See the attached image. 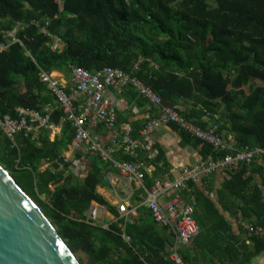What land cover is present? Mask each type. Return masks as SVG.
<instances>
[{"label": "trees", "instance_id": "16d2710c", "mask_svg": "<svg viewBox=\"0 0 264 264\" xmlns=\"http://www.w3.org/2000/svg\"><path fill=\"white\" fill-rule=\"evenodd\" d=\"M44 21L59 38V49H51V38L40 31ZM15 27L21 43L10 42L8 32ZM0 44L6 45L0 48V115L16 117L22 107L49 112L50 122L61 124L52 140L48 129H42L37 139L18 135L16 147L0 134V164L41 208L81 264H172L166 252L172 237L141 205L133 220L118 217L96 190L107 170L98 155L86 154L87 171L81 178L66 172L68 163L58 166L72 128L61 120L53 95L39 78L40 69L69 73L71 66L90 71L110 66L129 72L140 60L134 75L194 125L216 126L237 150H264V0H0ZM126 88L123 93L130 92L123 96L129 100L133 93ZM180 103H189V108L181 111ZM151 112L156 109L151 107ZM168 126L185 143L200 147L201 160L225 155ZM138 128H130L131 137L138 135ZM119 157L131 160L126 154ZM258 159L227 172L217 204L245 224L264 226L258 189V183L264 186V157ZM44 163L52 169H41ZM143 182L150 187L144 177ZM181 198L192 205L197 227L190 246L180 251L184 262L194 264L192 254L199 251L221 264H248L264 251V241L253 236L245 238L248 251L192 182ZM91 201L104 206L115 221L106 227L87 222ZM120 232L128 236L127 242Z\"/></svg>", "mask_w": 264, "mask_h": 264}, {"label": "built area", "instance_id": "2783aa9c", "mask_svg": "<svg viewBox=\"0 0 264 264\" xmlns=\"http://www.w3.org/2000/svg\"><path fill=\"white\" fill-rule=\"evenodd\" d=\"M32 22L38 24L37 21L32 20ZM47 24V21L40 23V31L51 38L49 43L51 49H59L61 42L46 29ZM15 31L16 28L8 33L11 37L10 42L21 43L14 36ZM4 47L6 45L0 44V48ZM139 63L140 60L136 61L129 72L110 66L94 71L80 66H71L69 73L72 86L69 90L52 75V71L40 69L39 78L53 95L62 114L61 120L68 121L72 128V139L67 153L57 163L59 167L64 162L68 163L67 171L78 173L86 168V154L98 155L99 159L107 164L108 170L103 173L104 178L108 179L111 177L110 171L114 172L119 179H125L130 187L129 192L125 193V198H120L118 202L113 203L118 217L124 218L125 221L126 217L136 215V208L139 205L143 206L153 223L172 237L171 245L166 246L167 260L172 264H188L181 259L180 251L189 246L197 234V227L192 218V205L181 198V192H187V183L199 182L218 171L226 174L234 172L241 164H249L255 158L264 157V150L261 148L237 150L230 137L225 139L217 133L216 126L198 127L179 113L177 107L159 106L161 96L133 73L138 70ZM126 87L133 89L150 107H154L156 112L142 122L136 138L129 135V128L124 127L116 142L112 145H104L94 129L100 124L112 125L115 107L126 105L122 96L112 97L109 89H113L118 94ZM169 124L191 138L209 145L213 152H223L225 155L217 158L209 155L204 160L182 169L176 179L154 180L151 186L146 188L143 172L138 163L118 158L115 153L120 150L134 157L137 151H141L147 158L153 159L157 150L153 146L150 134L158 126ZM52 125L49 112L42 114L39 111L21 107L16 109V117L0 115V134L11 147H16L15 140L18 135L23 134L31 139H37L42 129L50 128ZM258 189L261 191L264 202V186L258 183ZM138 192L142 197L140 202H138ZM86 221L96 225L98 219L95 207L88 208ZM243 228L247 237L253 236L264 241V226L246 223ZM119 235L123 241L129 240L123 232Z\"/></svg>", "mask_w": 264, "mask_h": 264}, {"label": "crops", "instance_id": "0c3cea01", "mask_svg": "<svg viewBox=\"0 0 264 264\" xmlns=\"http://www.w3.org/2000/svg\"><path fill=\"white\" fill-rule=\"evenodd\" d=\"M52 75L55 76L58 79V81L65 86L67 90H69V88L72 86L70 81V73H64L61 71H52ZM125 89H123L121 93L118 94L113 89H109V92L112 97L122 96L123 99L125 100L126 105L124 107H120V106L115 107L114 125L109 126L105 124H100L98 125V127L94 129V132L98 134L101 143L104 145H112L114 142H116L122 128L127 127L130 129L132 126L140 127L142 121H144L147 117H150L152 115L151 107L143 99H141L133 89H131L132 90L131 93H133L132 98H129L128 100V97H124L123 96L124 93L130 92V91H126L123 93ZM189 105H190L189 103H180L178 105L179 106L178 108L181 111H186L189 108ZM46 129H48L49 138L50 140H52L55 136L59 135L61 130V124H53L50 128H46ZM129 135H130V131H129ZM150 137L154 148L155 149L157 148L160 151L161 159L159 161H157L155 157L153 159L147 158L146 154L141 151H137L134 157L130 156L132 161L138 163V165L140 166L143 172L144 180L150 186L154 180L171 181L176 179L182 169L192 166L202 159L199 153L200 147H194L182 141L179 132L171 128L170 126L167 125L160 127L158 126L156 129H154L151 132ZM68 145L67 148L63 150L62 156L65 153H67ZM120 154H124V153H122L120 150L115 153L116 157L118 158H120L119 157ZM85 162L87 163V159L85 160ZM258 162H261V159H258ZM45 168H52V167L49 165V163H44L41 169H45ZM86 171H87V165L85 170L81 172L78 173L77 172L71 173L70 171L69 172L73 176L81 178L85 175ZM110 174L111 177H109L108 179L104 178L103 176V180H104L103 184L98 185L96 190L98 194H100L108 203L114 206L113 203L115 202V198L117 199L125 198L126 196L125 193L129 192L130 187L125 179H119L114 172L110 171ZM228 178L229 177L225 172L218 171L216 173H212L208 175L199 182H195L193 184L196 186V188H198V190L202 194H205L214 203L215 208L217 209L219 214H221L224 221L229 225L230 233L234 237H236V239L239 242L242 241L243 244L247 247V250L249 251L251 249L249 245L250 243L248 242L247 239H245L248 237L246 236L245 233L244 235L241 230L245 222L239 220L238 218L232 217L227 212L222 210L221 207L217 204V193L220 190V186L222 185V183ZM256 179L257 181L259 180L257 176ZM141 200L142 197L141 195H139L138 192V202H140ZM189 200L192 202V198H190ZM92 206L95 207L96 209H98V207L102 208L103 210L102 214L104 216H107L109 219L113 217V215L110 214L104 208V206L99 205L97 202L91 201L89 207ZM135 216L129 218L126 217L125 220L131 221V219H134ZM97 219H98V212H97ZM192 256H194V264H211V263L221 264L217 260L209 258L207 254H204L199 251H195V253H193ZM208 260H210L211 262H209ZM248 264H264L263 251L258 255L254 256L253 258H251Z\"/></svg>", "mask_w": 264, "mask_h": 264}, {"label": "water", "instance_id": "95a60500", "mask_svg": "<svg viewBox=\"0 0 264 264\" xmlns=\"http://www.w3.org/2000/svg\"><path fill=\"white\" fill-rule=\"evenodd\" d=\"M159 106L173 105L161 96ZM0 264H81L41 208L1 164Z\"/></svg>", "mask_w": 264, "mask_h": 264}, {"label": "rangeland", "instance_id": "374dc122", "mask_svg": "<svg viewBox=\"0 0 264 264\" xmlns=\"http://www.w3.org/2000/svg\"><path fill=\"white\" fill-rule=\"evenodd\" d=\"M10 32H11V31H10ZM10 32H8V33H10ZM253 84H254L253 86H261V84L258 83V82H254ZM250 86H251V85H250ZM250 86H246V87H244V88H243V91H244L245 93H247L248 90H249V87H250ZM41 200H45L44 196H41ZM118 200H119V199L115 198V201H116V202H118ZM97 212H98V221L96 222V224H97V225H100V226H102V227H106V226L109 224V222L115 221V219H116L114 216L110 218L111 220H110L107 216H104V215L102 214V212H103L102 208H99V207H98ZM128 218H129V216H128ZM131 220H133V219H131Z\"/></svg>", "mask_w": 264, "mask_h": 264}]
</instances>
